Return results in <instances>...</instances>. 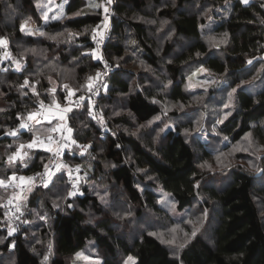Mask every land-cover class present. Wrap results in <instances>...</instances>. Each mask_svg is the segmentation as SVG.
Returning <instances> with one entry per match:
<instances>
[{
    "label": "trees",
    "instance_id": "obj_1",
    "mask_svg": "<svg viewBox=\"0 0 264 264\" xmlns=\"http://www.w3.org/2000/svg\"><path fill=\"white\" fill-rule=\"evenodd\" d=\"M68 1L85 9L45 22L35 0H0V36L11 52L5 59L0 54L2 62L11 64L4 69L0 61V178L10 182L15 173L25 176L42 168L49 152L36 145L27 147L40 129L21 128L22 120L41 102L65 103L67 90L72 89L73 96L84 95L92 81L89 77L93 79L101 66V55L112 65L93 106L94 110L104 106V128L90 117L88 101L70 109L66 123L74 142L63 158L78 167V190L69 195L64 167L52 173L48 183L36 178L24 191L23 222L11 235L2 208L16 193L15 180L8 190L0 187V264H71L88 238L95 239L102 264H124L128 256L134 258L133 264H264V213L260 211L264 190L256 187L258 181L264 184V163L251 170L233 166L221 178L200 164L249 133L259 140L263 137L264 0H111L109 36L101 51L92 34L107 0H95L99 7L92 0ZM26 10L45 32L42 37L26 35L19 28L17 17ZM4 19L10 23H3ZM160 19H168L166 28L174 36L169 35L159 52L150 34L159 29ZM178 39L185 43L179 46ZM129 42L155 77L149 71L115 64L114 56L129 49ZM34 46H40V51ZM20 62L22 68L14 69ZM199 67L215 80L207 87L204 102L210 105L215 100L217 105L215 113L208 111L209 121L220 119L216 133L204 141L201 131L187 142L177 127H167L153 144L151 134L157 128L148 124L162 112L159 102L165 98L186 102L187 80ZM137 75L141 89L131 83ZM253 75L256 78L247 81ZM118 94L121 99L113 100ZM228 95L232 111L226 115ZM118 107L125 110L118 113ZM53 122L41 123L49 132ZM134 126L136 132L130 131ZM12 129L15 136L6 134ZM80 143L87 145L85 153L78 151ZM19 144L25 145L21 161L10 163ZM147 173L151 179H146ZM100 176L111 185L107 202L92 193L86 182ZM156 187L175 199L179 212L196 204L211 214L206 231L200 229L177 252L162 233L168 227L158 216ZM119 204L123 206L118 208ZM135 228L140 229L133 232Z\"/></svg>",
    "mask_w": 264,
    "mask_h": 264
},
{
    "label": "rangeland",
    "instance_id": "obj_2",
    "mask_svg": "<svg viewBox=\"0 0 264 264\" xmlns=\"http://www.w3.org/2000/svg\"><path fill=\"white\" fill-rule=\"evenodd\" d=\"M35 2H36L37 11L40 13L42 19L45 22L52 21L54 19H58L61 17H68V16H71V15L78 13L80 10L85 9L84 5L82 7L80 6L79 8H77V2L70 3L68 0H61L60 2H57V0H35ZM91 2L94 5L97 4V2L95 0H92ZM101 7L103 10V18L100 21V23L93 29V30H95V32L93 31L92 38L94 35L99 36V35L103 34L105 31H109V13H110L109 3H102ZM105 7L108 8L107 13L104 11ZM105 17H107V25H108L107 28H105ZM136 17H137V19H140V20L143 19L142 15H137ZM16 21H17L20 29H21V26L23 25L24 30L22 32L26 35L32 34V35L36 36V35L40 34V37H42L43 33H45L36 27V24H35L36 17L34 15H32L28 10L24 11L20 16H18ZM2 22L7 23V22H9V20L4 19V20H2ZM157 25L159 26V29L154 31L153 36H152V34H150V35L155 40V42L157 43L156 50H158L160 52L165 40L169 37V35H172L173 32L170 28H168V29L166 28L167 27L166 25H168V19L158 20ZM161 27H163L162 31L160 30V29H162ZM41 33H42V35H41ZM173 36H174V34L172 35V37ZM0 39H3V38H1V36H0ZM171 41H173V40H171ZM15 43L18 44V42H16V41H15ZM183 43H185L184 39H178L179 46L183 45ZM0 45H1L0 46V54H3V58L4 59L6 57L10 58L11 52L9 51V48H8V50L6 48H4L5 43L0 44ZM128 47H129V49L128 48L125 49V51L121 55L114 56L115 64H118V66L124 65L125 67H133L130 69H134L136 72H138V71H140V72L141 71H145V72L149 71V74L151 76L155 77V73L153 72L152 68H150V66H148L146 63H143L142 60L137 58V47L134 44H131L130 42H129ZM33 49H35V51L38 52V51H40V46H34ZM94 53H95V51H94ZM11 60L14 61L13 59H11ZM0 61L2 62V58H0ZM124 61H125V63H124ZM22 65H23V62H20V64L16 63L15 66H13V68L14 69L17 68V70H19L22 68ZM10 66H11V64L9 61H3L2 62V67L4 69L9 68ZM253 78H256V76L253 75V76L249 77L247 81H252ZM139 79L140 78H138V75H137L131 81V83L134 84L133 85L134 88H135V86H137L136 84H139ZM213 82H215V80L210 78L207 75V73H205L204 68L199 67L197 69V71L194 72L192 74V76H189V78L187 80V88H189V97H188L186 102L176 103V102L169 101L166 98L162 99L161 100L162 102H159V103H161L162 112L160 113L159 116L152 118L151 122H149L150 124H148L150 127L157 128V131H155L157 133L151 134L152 140L154 142V143L152 142L153 144H155L158 141L159 134L161 132H163L164 129H166L167 127H171V128L177 127L187 142H190V140H193L197 136V133H199L201 131L204 133L201 134L200 139H202L204 141L209 139V138H207L208 136H212V134L216 133L217 124H218V121H220V119L217 116V118L215 117L214 119L209 121L211 116L209 115L208 111L215 113L214 111H216L217 105H215V103H214L215 100H213L211 102L213 104H210V105H207L208 100H206V103L204 102V100L207 97V93H208L207 87L212 85ZM145 83H146V86L149 87L150 84L147 82H145ZM158 83L160 84L161 80H159ZM151 85H153V84H151ZM139 87L141 89L143 87L142 84L141 85L139 84ZM51 88L55 89L56 86L53 85V87H51ZM136 89H139V88L136 87ZM70 90L73 92L72 89H70ZM66 92L69 93L68 90ZM229 93H231V91H229ZM121 97H122V94H118L117 96L113 97V100L114 99H121ZM228 98H229V95L226 99H228ZM41 103H43V102H41ZM41 103H39L38 105L39 106L42 105ZM47 103H48V105L45 108L47 111L49 110L48 111L49 112L48 118L50 120L54 119V122L51 123L50 126L51 125H53V126L59 125L61 128L65 127L64 129L66 130V136L68 138H71L72 130L68 126V123H66L67 114H65L66 113V111H64L65 108L61 107L62 103H60V102L55 103V102H51V101H48ZM206 105H207V109H205ZM227 106H228V110H226L224 114L229 115V112L232 111V107H231L232 104H231L229 99L227 100ZM38 109L39 108L36 107L35 111L30 112L28 115H26L27 117H29L31 115L32 119L34 120L35 128L37 130L40 129L39 133H35V137L33 139L36 141L35 145L38 144V139H39L40 134H47L48 133L47 129H46V124H42L36 118ZM99 109L100 110H94V114L93 115L90 114V117H92V119H95L96 122H98L101 125V129H103L104 128L103 122L105 120V117H104V110L105 109H104L103 105H101V107L99 106ZM123 110H125L124 107L122 108V110L119 107L116 108V111L118 113H122ZM69 111H68V113H69ZM172 111H176V113L172 112ZM95 112L99 113L100 116L98 117ZM52 115L56 116L57 118L56 119L53 118ZM26 116L22 120L21 124L25 123V121L27 119ZM61 117H63V119H61ZM207 122H208V124H206ZM136 126L131 127V129L129 128V130L136 132V129H135ZM143 127H148V126H139V128H143ZM137 128H138V126H137ZM202 128H205V129H202ZM125 129H127V128H125ZM30 130L33 131L34 126ZM35 130H34V132H35ZM143 130H144V128H143ZM13 131L16 133V131L14 129H12L6 134L10 135L9 133H11ZM262 134H263V137L260 140L254 134V132L247 134V137L245 136L242 140L237 142L234 146H230L227 150L219 152V153H217V155L211 156L209 159L205 160V162H203V161L200 162L201 167L204 168L207 172L209 171L210 174H214V177H217V178H221V176L225 175L227 173V171L229 169H231V167L237 166L239 164L242 167H245L249 170L255 169L261 163H264V130H263ZM10 136H13V135H10ZM72 140L73 139H71V141ZM54 144H55V142H54ZM72 144H71V146H72ZM20 145L21 144H19V146H18V149L20 152V158H17L14 162L21 161L23 149L20 148ZM78 147H79L78 151L80 153H85L86 148H87V145L85 143L78 144ZM13 155H11V156H13ZM60 158L57 159V161H61V163L56 168V171H58L61 167H64L67 172L71 168H75V170L78 172V167L74 166V165H70L68 162H66L65 159L63 158V155ZM142 171L144 173V170H142ZM51 174L48 176L47 179L44 180V183H48L49 177L51 176ZM18 176H19L18 173H15L9 177V179L12 182H14L13 179L15 180L14 188H16V186H17L16 185V183H17L16 178ZM19 177L21 178V181H25V179H26L24 176L21 177V175ZM146 177H147L146 179H151L152 175L147 173ZM104 178L105 177L100 176V178L90 180V181L87 180L86 182L88 183V186H89L90 191L92 193L96 194L102 202H107L108 201L107 200V193H108L107 191H108V188L110 189L111 185H109L110 184L109 181H108V184H106L105 182H107V181ZM0 180H4V179L0 178ZM79 180H80V177H79ZM4 181L6 182L7 187H2V189L3 188L5 190L10 189L11 188V181L10 182L8 180H4ZM78 184H79V181H78ZM256 187L260 190H264V184H262L259 181L257 182ZM155 192H156L155 198H156L158 206L160 207L159 208L160 212H159L158 216H160V218L163 219V223L168 227L167 229L162 230L164 239L166 240V242L168 244L172 245V248L173 247L176 248V252H177L180 245H182L191 236H193V232L197 233V232H200L201 230L206 231L205 230V224L207 223V219L209 218V216H211L210 211L208 209H203L202 207L199 208L195 204L194 206L187 208V209L185 208L181 212H179L176 209L175 199L167 191H164L163 189L156 187ZM68 193H70V192L68 191ZM16 195H17L16 193H12L7 198L5 203L10 198H13ZM22 197H23V195H22ZM21 200H22V198H20V203H21ZM196 203H198V202L196 201ZM121 206H123V204L117 205L118 208H120ZM260 211H261V213H264V205H260ZM118 213L120 214V212H118ZM122 213H123V211H122ZM146 217H149V216L146 215ZM146 217H145V219H146ZM4 218L8 221V225H6V227L9 231L10 229H12V224L7 217L4 216ZM208 222L210 223L209 220H208ZM139 229L140 228H138V229L135 228L133 232H138ZM132 234L130 233L127 236L128 237L132 236ZM206 235H209V230H208V233H206ZM128 258H129V256L124 258V264H133L134 258L131 261H129ZM71 264H102V258L99 255V252H98L94 238L86 239L82 248H80L76 252L75 256L72 258Z\"/></svg>",
    "mask_w": 264,
    "mask_h": 264
},
{
    "label": "built area",
    "instance_id": "obj_3",
    "mask_svg": "<svg viewBox=\"0 0 264 264\" xmlns=\"http://www.w3.org/2000/svg\"><path fill=\"white\" fill-rule=\"evenodd\" d=\"M108 36L109 31H105L99 36L95 35V39L92 38V41L98 50L101 51V49L103 48V44ZM99 60L101 62V66L90 82L93 85L92 89L89 90L88 88L87 92L82 96H69L68 94L65 103H62L61 107L70 110L73 107H79L84 101H88L91 104L90 114H94V103L96 102L100 91L105 88L107 84L108 74L112 70V65L104 56L101 55L99 57ZM98 73L99 76H97ZM41 104L42 105L37 106L39 109L36 118L40 122H45L46 120H49V110L47 111L45 108L48 104L44 102ZM65 114H68V111H66ZM29 117H27L24 123L27 125V129H31L34 126V120L32 118L29 119ZM64 128H61L59 125H52L49 127L48 134H40L38 144L36 146L40 149H46L49 152L48 159L45 161L44 165L37 173L33 172L25 175V181H21V178L19 176L16 178L17 186L15 188V191L17 195L13 198H10L2 208V213L11 222L13 230L18 229V227L23 222V210L20 205V198H22V195L24 194L27 186L36 178L39 179V181H44L51 173L56 172V168L61 163V161H57V159H59L63 155L65 150L72 144L71 138H68L66 136V130ZM49 149H51V151H49ZM67 173L69 181V192L75 193L78 190L79 174L75 170V168L69 169Z\"/></svg>",
    "mask_w": 264,
    "mask_h": 264
},
{
    "label": "snow or ice",
    "instance_id": "obj_4",
    "mask_svg": "<svg viewBox=\"0 0 264 264\" xmlns=\"http://www.w3.org/2000/svg\"><path fill=\"white\" fill-rule=\"evenodd\" d=\"M107 2L108 3H111V0H107ZM242 2L243 3H247L248 2V0H242ZM89 6H92L91 4L89 5ZM100 5H96V7H99ZM104 11L107 13L108 12V8L107 7H105L104 8ZM107 17H105V28H107ZM21 30L23 31L24 29H23V25L21 26ZM94 32H95V30H93ZM42 34V33H41ZM96 37H95V35L93 36V39H95ZM4 43H6V41H4L3 39H0V44H4ZM93 55H95V53H93ZM249 63H251V61H249ZM97 76H99V73L97 74ZM92 80V78L91 77H89V81H91ZM25 83L27 84V81H25ZM66 88H67V85L65 86ZM87 87L89 88V90H91L92 89V87H93V85H92V83H89L88 85H87ZM74 93L71 91V90H69V96H71V95H73ZM64 111H69V109H64ZM32 118V116L30 115V117H29V119H31ZM61 119H63V117H61ZM21 128H24V127H27V125L26 124H21V126H20ZM70 131V130H69ZM10 135H13V136H15L16 135V133L13 131V132H11V133H9ZM74 142V141H73ZM35 144H36V141L35 140H33L31 143H29L28 145H27V147L28 148H32V147H34L35 146ZM25 147V145H23V144H21L20 145V148L22 149V148H24ZM49 151H51V149H49ZM25 155H26V153H25ZM17 158H20V152H19V149L17 150V152L13 155V156H10L9 157V162L11 163V162H14ZM49 179H51V176L49 177ZM45 186H47V185H45ZM0 187H7V184H6V182L4 181V180H0ZM75 193H69V195H74ZM10 203H11V201H10ZM12 229H10L9 230V235H11L12 234ZM193 235H195V232H193ZM133 258L132 257H129L128 258V260L129 261H131ZM45 260H47V257H45Z\"/></svg>",
    "mask_w": 264,
    "mask_h": 264
}]
</instances>
